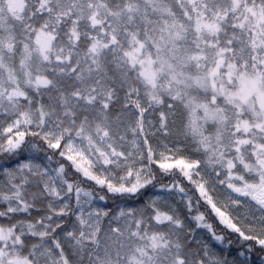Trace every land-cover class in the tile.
<instances>
[{
	"label": "snow or ice",
	"instance_id": "6c2138e0",
	"mask_svg": "<svg viewBox=\"0 0 264 264\" xmlns=\"http://www.w3.org/2000/svg\"><path fill=\"white\" fill-rule=\"evenodd\" d=\"M0 264H264V0H0Z\"/></svg>",
	"mask_w": 264,
	"mask_h": 264
}]
</instances>
